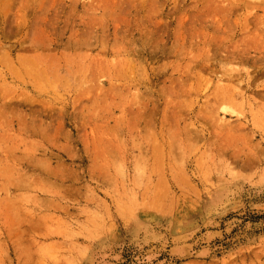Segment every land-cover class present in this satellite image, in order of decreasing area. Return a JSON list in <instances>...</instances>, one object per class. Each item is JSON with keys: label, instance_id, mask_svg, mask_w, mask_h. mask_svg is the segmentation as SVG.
I'll return each instance as SVG.
<instances>
[{"label": "rangeland", "instance_id": "1", "mask_svg": "<svg viewBox=\"0 0 264 264\" xmlns=\"http://www.w3.org/2000/svg\"><path fill=\"white\" fill-rule=\"evenodd\" d=\"M0 264H264V0H0Z\"/></svg>", "mask_w": 264, "mask_h": 264}]
</instances>
